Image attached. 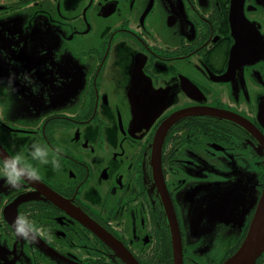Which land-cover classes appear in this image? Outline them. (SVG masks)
<instances>
[{"label": "flooded vegetation", "instance_id": "af4514ba", "mask_svg": "<svg viewBox=\"0 0 264 264\" xmlns=\"http://www.w3.org/2000/svg\"><path fill=\"white\" fill-rule=\"evenodd\" d=\"M234 3L0 0V155L31 161L36 140L61 162L0 180V264H223L241 247L264 191V0Z\"/></svg>", "mask_w": 264, "mask_h": 264}, {"label": "clouds", "instance_id": "9594fccd", "mask_svg": "<svg viewBox=\"0 0 264 264\" xmlns=\"http://www.w3.org/2000/svg\"><path fill=\"white\" fill-rule=\"evenodd\" d=\"M59 82V81H58ZM33 93L39 92V86L32 85ZM47 99V96L45 97ZM48 145L33 140L29 147L31 161L51 164L53 169H59L61 162L56 154L49 155ZM25 159L22 152L0 155V180L10 188H20L24 181L33 182L39 179V169L36 164ZM223 223V222H220ZM14 231L19 238L36 240L43 233V227H38L27 215H18L12 222Z\"/></svg>", "mask_w": 264, "mask_h": 264}, {"label": "water", "instance_id": "95a60500", "mask_svg": "<svg viewBox=\"0 0 264 264\" xmlns=\"http://www.w3.org/2000/svg\"><path fill=\"white\" fill-rule=\"evenodd\" d=\"M234 10L241 9L243 0H234ZM1 149V148H0ZM94 224V223H93ZM97 226V225H96ZM96 230L94 226H91ZM98 227V226H97ZM99 228V227H98ZM179 245L180 237L177 238ZM264 252V191L258 204L257 211L250 231L241 247L223 264H255Z\"/></svg>", "mask_w": 264, "mask_h": 264}]
</instances>
